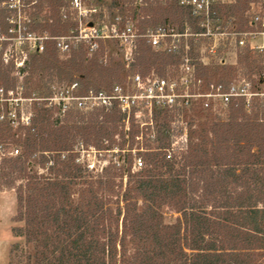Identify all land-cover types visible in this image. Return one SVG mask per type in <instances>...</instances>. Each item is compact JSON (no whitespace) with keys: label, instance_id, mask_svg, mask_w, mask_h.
<instances>
[{"label":"trees","instance_id":"16d2710c","mask_svg":"<svg viewBox=\"0 0 264 264\" xmlns=\"http://www.w3.org/2000/svg\"><path fill=\"white\" fill-rule=\"evenodd\" d=\"M135 1L110 0L107 8L112 13L121 11L124 20L138 21L142 30L191 21L177 0H145V7ZM258 1L238 0L225 8L224 26L244 28L250 3ZM45 4L55 9L56 18L47 19L42 32L54 38L75 29L73 22L62 20L63 0H37L38 14ZM46 43L50 46L42 54L29 55L18 68L26 84L37 73L57 76L69 87L77 84V98L110 95L122 84L125 63H103L111 44L102 42L101 50L92 55L83 44L67 61H60L56 42ZM175 63L173 57L155 52L142 41L133 69L139 74H165L166 67ZM238 66L232 70L199 65L197 76L206 87L229 85L239 75L255 85L263 82L264 65L248 50L239 55ZM13 69L14 64H4L1 52L0 82L6 91L18 87ZM29 96L26 93L24 98ZM35 107L27 125L21 123L19 113L16 129L23 134L12 132L11 121L0 128V145L12 140L19 147L16 154L2 159L0 167V184L16 193L13 235L26 245H12L10 264H264V111L260 104L248 111L244 102L232 103L227 120L210 111L205 115L200 106L184 111L205 116L206 122L196 137H188L183 150L172 148L170 114L155 112L148 126L156 129L153 143L158 146L149 139L137 148L138 171L132 169L136 154L130 148V168L117 169L121 183L118 175L108 176L107 169L97 172L81 163L78 152L84 147L100 151L115 146L123 152L127 123L129 136L134 139L138 134H131L134 114L123 113L117 102L89 111L64 103H35ZM117 135L122 143H117ZM167 215L175 216L174 221L167 223Z\"/></svg>","mask_w":264,"mask_h":264},{"label":"built area","instance_id":"2783aa9c","mask_svg":"<svg viewBox=\"0 0 264 264\" xmlns=\"http://www.w3.org/2000/svg\"><path fill=\"white\" fill-rule=\"evenodd\" d=\"M238 0H177V4L189 13L191 21L183 24L173 22L161 23L156 27L142 30L138 21L131 18L124 20L118 16L111 26L106 24V1L101 0H63L61 9L63 21H71L76 27L66 35L51 38L44 34L38 38L34 53H27L23 59L9 60L8 53L2 51L5 65L14 64L16 68L23 67L29 55L42 54L49 40L56 42L60 53L70 54L81 45L89 46L90 55L101 50V43L117 44L125 60V66L130 69L136 63L140 43L145 41L152 50L173 57L175 64L166 67L165 75L160 76L153 71L154 76L136 73L130 78L129 91L119 85L113 92L90 94L86 97H73L77 108L85 111L97 107H111L117 102L121 111L129 116L137 113L143 107L149 109L151 119L155 112H182L192 107L200 106L215 115L228 113L232 103L244 102L245 108L251 111L254 105L260 104L264 111V77L260 85H255L246 78H236L229 85L212 84L204 86L197 76V67L238 66L239 55L248 50L257 56L264 65V0L250 3L245 13L248 24L244 28L224 26L222 12L227 7L237 4ZM37 0H4L0 3V13L3 15L6 34H12V24L18 19H12L11 14L23 18L26 9L34 7ZM135 5L147 6L145 0H136ZM9 13V16L7 15ZM29 21V19H27ZM31 34V33H30ZM29 34V35H30ZM3 37L0 29V39ZM32 37V36H30ZM43 43V44H42ZM192 53L195 57H192ZM152 74V73H151ZM256 79V77H254ZM77 88V84L71 87ZM14 90L6 91L0 88V101L7 106H18L13 98ZM211 99V102L208 100ZM201 100L200 102H197ZM184 113V112H183ZM13 125L19 124V114L12 108L7 112ZM31 115L26 120L20 116L22 124H29ZM4 120L5 116H1ZM150 119V120H151ZM184 123V122H182ZM174 129L172 128V135ZM188 131H184L182 146L176 147L172 138V148L183 150L188 145Z\"/></svg>","mask_w":264,"mask_h":264},{"label":"rangeland","instance_id":"374dc122","mask_svg":"<svg viewBox=\"0 0 264 264\" xmlns=\"http://www.w3.org/2000/svg\"><path fill=\"white\" fill-rule=\"evenodd\" d=\"M106 2V6H108L110 4V0H106ZM34 7L30 6L28 9H26V14H24L23 18H21L22 20L16 17V15L11 14L12 19L19 20L17 21V23L12 24V29H14L12 34H6L5 21L3 15L0 13L2 21L4 22L0 24L1 33L3 34V37L0 39V54L3 50H5V52L8 53L9 60L14 57V59L19 60L20 63V60L24 58V55H26L27 53L35 52V46H37L39 42L38 38L43 37L44 34L50 35L49 32H42L41 26H44L47 19L52 18L53 21L55 20V9L52 6L48 7V4H45L44 11L41 14H38V9H34ZM7 15L9 16V13ZM124 15L125 14H123L121 11H114V13H112L107 9L106 24L108 26H111L115 16L123 17ZM27 19H29V21ZM137 26H139V24ZM47 45L50 46L49 43L45 44L46 47ZM114 48L115 50L112 51V46L110 48L106 47L107 52L104 56V62L103 60H101L105 66L109 65L110 60L115 64L126 63L123 59L120 47L117 44H114ZM60 54V61H67L70 58L69 54ZM226 67L232 68V70H236L239 66ZM137 71L138 69H133L132 66L130 69L126 68V71L121 73L122 84H120L119 86L122 87L123 90L129 91V89L132 87L129 83L130 78ZM151 73L150 76H154V72L152 71ZM159 74L160 76L165 75L164 73ZM11 76L18 78V87L16 90H14L13 98L17 100V103H19V105H14L11 107L0 101V128H4L8 123L9 118L7 112L12 108L17 114L20 113L25 121H27L26 117L34 114L36 111L35 103H47L48 106H50L51 103H53V105L64 103L68 107L76 103L72 96L77 94L79 90L69 87L68 84L62 81V78L46 73H37L28 85L26 84L24 79L25 75H21L17 68L12 70ZM239 77H241V75L237 76L236 78ZM238 80L239 79L234 80V83L236 81V85ZM0 88H5L3 82H0ZM26 93L30 94L29 97H31V99L24 98ZM200 101L201 100L197 102ZM208 102H211V99L208 100ZM183 112L184 111H180L177 113L176 111L174 112V115L170 114L168 119V128L172 127L174 129L173 135H175L176 137L174 138L176 147L182 146L181 137L184 131L187 130L190 137H196V132L198 133L202 129L203 123L206 122L205 116H197L193 111H189V113L187 114ZM207 112L208 111L204 112L205 115L208 114ZM3 115L5 116L4 120L1 119V116ZM57 115L58 112L54 114V117H56ZM171 115L174 116V118ZM227 117V113L220 115V118L224 120H227ZM150 119L151 117L149 115V109L145 107L141 108L137 113V117L135 118L134 128L131 130V134L134 131L138 132L137 137H135L134 139L129 136V128L131 124L127 123L126 132H128V136L125 138L127 142L125 144L126 146L123 152H120L119 146H115L114 150L100 151L91 147H84L81 148L78 152L79 161L97 172H101L102 169H107V175L111 177H116L118 175V177H116V180L118 183H121V172H118L117 169L119 168V166L125 169L130 168V148H133L132 155L136 154L135 160L132 164V169L133 171H138L140 168L139 162L141 157L136 153L137 148H143L149 143V139H151V144L154 147L158 146V143H153V140L157 137V132L156 129L152 128L153 126H148L152 125ZM17 125L18 124H15L12 132L17 133V135L19 136L24 132L17 130ZM170 132L172 134V130ZM116 140L118 144L122 143V139L119 137V135L116 136ZM11 142L12 140L9 143H1L0 145V167L2 159H4L5 156L11 155L10 153L16 154V149L19 148L16 144ZM132 144L134 146H132ZM127 179L128 178L125 175L123 179V189H125L126 187ZM16 208L17 203L15 190L5 188L0 184V264H10V249L13 244L22 243L24 246H26L23 239H18L13 235L12 230L16 226V223L14 222V218L16 216ZM164 211L167 212L166 209ZM174 219L175 216H165V220L167 223L173 222Z\"/></svg>","mask_w":264,"mask_h":264}]
</instances>
